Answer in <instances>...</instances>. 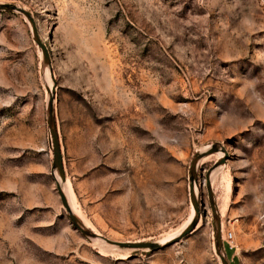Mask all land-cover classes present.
<instances>
[{"label": "rangeland", "instance_id": "1", "mask_svg": "<svg viewBox=\"0 0 264 264\" xmlns=\"http://www.w3.org/2000/svg\"><path fill=\"white\" fill-rule=\"evenodd\" d=\"M0 4V264H264V0Z\"/></svg>", "mask_w": 264, "mask_h": 264}, {"label": "water", "instance_id": "2", "mask_svg": "<svg viewBox=\"0 0 264 264\" xmlns=\"http://www.w3.org/2000/svg\"><path fill=\"white\" fill-rule=\"evenodd\" d=\"M0 10H6V11H18L20 13H22L24 16L27 17V19L30 21V23L32 24V26H34V21L33 18L31 17V15L21 9L16 8L15 6L12 5H7V4H0ZM38 45L42 48L43 53H44V58L46 61H49V57L47 55V52L45 50V47L43 46V44H41V42L37 41ZM53 95H54V88L51 91V97L49 99V109H48V124L50 127V132L53 138V167L55 169H57L58 171V175L61 179V181L63 182L65 180V176H64V169H63V160H62V154H61V149H60V143H59V139H58V135L56 132V129L54 127V121H53ZM196 160H194L195 163ZM206 185H207V192H208V197H209V202L211 205V211L213 214V217L216 219V242L217 245H221V228H220V221L217 215V210H216V206L214 203V197H213V192L211 190V183H210V178L209 175H206ZM57 191L58 194L60 196L61 199V203L64 207V209L66 210V212L69 215V219L72 221V223L77 227V229L83 233L86 236L89 237H95L96 235L87 231L83 225H81V223L79 222V220L77 219V217L72 213L71 208L69 206V203L67 201V198L65 197L61 185L59 184V182H57ZM189 194H190V200L191 203L193 205L194 211L196 214H198L199 211V207H198V203L195 197V192H194V179H193V175H191V181H190V185H189ZM195 227V223H192L190 226H188L184 232H182V234H180L177 238H174L170 241H167L164 244H158V243H151V242H138V243H115V242H110L108 240V243H111L112 245H117L120 247H124V248H132V249H150L153 251L162 249L168 245H171L173 243H175L176 241H179L180 239L184 238L187 234H189L193 228ZM218 255L222 261L223 264H228L226 259L224 258V256L221 255L220 252H218Z\"/></svg>", "mask_w": 264, "mask_h": 264}, {"label": "bare ground", "instance_id": "3", "mask_svg": "<svg viewBox=\"0 0 264 264\" xmlns=\"http://www.w3.org/2000/svg\"><path fill=\"white\" fill-rule=\"evenodd\" d=\"M221 154V153H220ZM220 169H217L216 171H213L212 173H211V175H210V178L211 179H213L214 178V176H215V174H217V172L219 171ZM56 176V179H57V181H59L60 179H59V177H58V175H55ZM106 243H108L107 241H105ZM167 242V241H166ZM108 244H110V245H112L111 243H108ZM161 244H163V243H161ZM221 255H222V253H221ZM223 256V255H222Z\"/></svg>", "mask_w": 264, "mask_h": 264}]
</instances>
